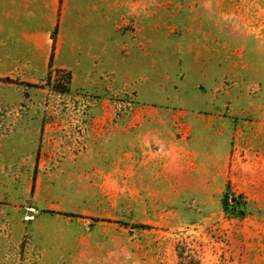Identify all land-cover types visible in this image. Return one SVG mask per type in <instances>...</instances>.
Listing matches in <instances>:
<instances>
[{
  "label": "rangeland",
  "instance_id": "374dc122",
  "mask_svg": "<svg viewBox=\"0 0 264 264\" xmlns=\"http://www.w3.org/2000/svg\"><path fill=\"white\" fill-rule=\"evenodd\" d=\"M0 264H264V0H0Z\"/></svg>",
  "mask_w": 264,
  "mask_h": 264
},
{
  "label": "trees",
  "instance_id": "16d2710c",
  "mask_svg": "<svg viewBox=\"0 0 264 264\" xmlns=\"http://www.w3.org/2000/svg\"><path fill=\"white\" fill-rule=\"evenodd\" d=\"M50 83V82H49ZM69 83H70V75L67 73L66 74V87H65V90H64V92H67L68 90H69ZM62 92V91H61ZM227 200H224V204H223V209H224V211H227V202H226ZM46 212V211H45ZM46 213H48V214H54V212H52V211H47ZM69 215V217H75V216H73V215H70V214H68Z\"/></svg>",
  "mask_w": 264,
  "mask_h": 264
},
{
  "label": "water",
  "instance_id": "95a60500",
  "mask_svg": "<svg viewBox=\"0 0 264 264\" xmlns=\"http://www.w3.org/2000/svg\"><path fill=\"white\" fill-rule=\"evenodd\" d=\"M232 201H234V199H232ZM27 215H28V216H31V215H32V212L28 211V212H27Z\"/></svg>",
  "mask_w": 264,
  "mask_h": 264
}]
</instances>
